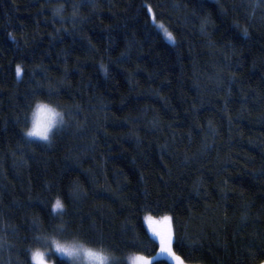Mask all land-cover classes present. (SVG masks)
<instances>
[{
	"label": "trees",
	"instance_id": "obj_1",
	"mask_svg": "<svg viewBox=\"0 0 264 264\" xmlns=\"http://www.w3.org/2000/svg\"><path fill=\"white\" fill-rule=\"evenodd\" d=\"M38 98L66 113L50 144ZM49 237L264 263V0H0V264H72Z\"/></svg>",
	"mask_w": 264,
	"mask_h": 264
},
{
	"label": "clouds",
	"instance_id": "obj_2",
	"mask_svg": "<svg viewBox=\"0 0 264 264\" xmlns=\"http://www.w3.org/2000/svg\"><path fill=\"white\" fill-rule=\"evenodd\" d=\"M102 72L107 69L102 66ZM66 123V113L57 104L45 98L36 99L28 115V125L24 135L29 139H39L51 143L55 132ZM50 245L56 252L67 256L72 264H113V256L102 246L92 245L82 239L61 240L49 237ZM47 256L46 250H36L37 257Z\"/></svg>",
	"mask_w": 264,
	"mask_h": 264
},
{
	"label": "snow or ice",
	"instance_id": "obj_3",
	"mask_svg": "<svg viewBox=\"0 0 264 264\" xmlns=\"http://www.w3.org/2000/svg\"><path fill=\"white\" fill-rule=\"evenodd\" d=\"M152 18L153 20H155L154 14ZM160 27L162 28V25H160ZM166 34L168 35L169 38H173L171 33H166ZM55 207L61 208L63 207V205L60 203L59 200H57ZM145 219L149 222V225L152 228V231L159 236L160 242L164 246L165 250L175 257V253L172 252V249H171V243L173 239V232H172V228L170 225L171 217H168V216L163 217V220L166 222V225H167L166 227H163V228L158 227L159 222L156 221L155 217H152L149 215L145 217Z\"/></svg>",
	"mask_w": 264,
	"mask_h": 264
},
{
	"label": "rangeland",
	"instance_id": "obj_4",
	"mask_svg": "<svg viewBox=\"0 0 264 264\" xmlns=\"http://www.w3.org/2000/svg\"><path fill=\"white\" fill-rule=\"evenodd\" d=\"M163 223H166V222L163 221ZM163 223L160 224L161 227H162ZM153 234L159 238V236L156 233L153 232ZM163 250L166 252L164 247H163ZM137 259L143 261L144 264H150L151 261L153 260L152 257H147V256H137ZM138 260L134 264H143V263L139 262ZM36 262H37V264H46L45 263V257L43 255H41L40 257H36ZM262 264H264V263H262Z\"/></svg>",
	"mask_w": 264,
	"mask_h": 264
}]
</instances>
